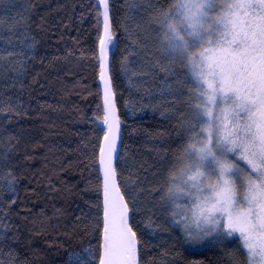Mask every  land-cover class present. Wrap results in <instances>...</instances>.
I'll return each mask as SVG.
<instances>
[{
	"label": "trees",
	"instance_id": "trees-1",
	"mask_svg": "<svg viewBox=\"0 0 264 264\" xmlns=\"http://www.w3.org/2000/svg\"><path fill=\"white\" fill-rule=\"evenodd\" d=\"M161 6L168 0H110L109 70L122 133L115 168L138 264H245L238 236L192 247L160 201L188 99L179 63L174 75L152 67L155 60L168 65L154 40L146 41L148 17ZM101 10L98 0H0L3 264H99L107 131L97 59Z\"/></svg>",
	"mask_w": 264,
	"mask_h": 264
},
{
	"label": "snow or ice",
	"instance_id": "snow-or-ice-1",
	"mask_svg": "<svg viewBox=\"0 0 264 264\" xmlns=\"http://www.w3.org/2000/svg\"><path fill=\"white\" fill-rule=\"evenodd\" d=\"M98 3L103 35L97 59L108 126L106 148L100 150L104 243L99 264H136L138 241L113 167L119 119L108 74L114 41L109 0ZM152 12L146 41L154 40L168 61L164 67L155 60L152 67L174 75L179 63L188 91L187 112L179 117L182 142L162 174L160 201L171 208L170 223L182 227L189 243L238 233L245 264H264V0H168L167 7ZM127 59L124 67L131 71ZM110 187L117 193L111 200ZM154 224L149 218L145 227Z\"/></svg>",
	"mask_w": 264,
	"mask_h": 264
},
{
	"label": "water",
	"instance_id": "water-1",
	"mask_svg": "<svg viewBox=\"0 0 264 264\" xmlns=\"http://www.w3.org/2000/svg\"><path fill=\"white\" fill-rule=\"evenodd\" d=\"M102 7V5H101ZM109 14H110V0H109ZM110 22H111V29H112V19H111V14H110ZM109 67H110V58H109V53H108V74L110 75V70H109ZM111 77V75H110ZM101 82V87H102V97H103V82L100 80ZM111 83H112V80H111ZM112 90L114 92V89H113V84H112ZM115 99V107H116V115L119 119V132H118V137H117V141H116V152L114 153L113 155V167L115 169V173H116V168H115V160L119 154V150H120V142H121V137H122V133H121V128H120V118H119V112H118V108H117V104H116V97H114ZM103 102H104V99H103ZM108 128V126H107ZM107 132V131H106ZM101 148H106V143H105V140L103 138L102 140V144H101ZM101 150V149H100ZM100 155H101V151H100ZM100 167H101V170H102V174H103V182H104V170H103V165L100 163ZM115 184H116V187H117V190H118V193L120 195L123 196L124 200L126 201V198L122 192V189H121V186H120V183H119V180H118V177H117V173L115 175ZM116 191H113L110 187V191H109V199L111 200L112 198H114L116 196ZM127 202V201H126ZM129 224H130V212H129ZM103 237H104V234H103ZM137 240V238H136ZM104 241V240H103ZM136 264H138V244H137V254H136Z\"/></svg>",
	"mask_w": 264,
	"mask_h": 264
},
{
	"label": "rangeland",
	"instance_id": "rangeland-1",
	"mask_svg": "<svg viewBox=\"0 0 264 264\" xmlns=\"http://www.w3.org/2000/svg\"><path fill=\"white\" fill-rule=\"evenodd\" d=\"M178 203H181V204H183V203H185V201H183V200H181V201H178ZM177 219H179V217H177ZM181 230H182V227L181 226H179V225H177ZM183 231V230H182ZM234 236H238L239 237V234L237 233V234H234ZM214 239H217L216 237H208L207 239H205V240H203L201 243H197V244H191V246L192 247H194V246H197V245H201V244H204V243H207V242H210V241H212V240H214Z\"/></svg>",
	"mask_w": 264,
	"mask_h": 264
}]
</instances>
